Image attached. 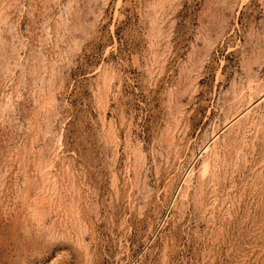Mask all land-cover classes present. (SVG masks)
Wrapping results in <instances>:
<instances>
[{"label":"rangeland","instance_id":"rangeland-1","mask_svg":"<svg viewBox=\"0 0 264 264\" xmlns=\"http://www.w3.org/2000/svg\"><path fill=\"white\" fill-rule=\"evenodd\" d=\"M0 264H264V0H0Z\"/></svg>","mask_w":264,"mask_h":264}]
</instances>
